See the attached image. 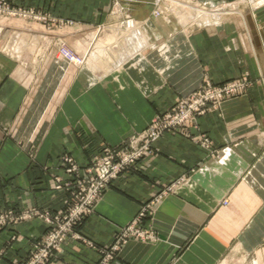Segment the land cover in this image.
Listing matches in <instances>:
<instances>
[{
	"label": "crops",
	"instance_id": "obj_1",
	"mask_svg": "<svg viewBox=\"0 0 264 264\" xmlns=\"http://www.w3.org/2000/svg\"><path fill=\"white\" fill-rule=\"evenodd\" d=\"M237 2H11L51 21L0 17V211L40 214L0 230V264L26 260L50 229L45 215L72 202L57 188V177L72 178L65 155L87 168L206 78L221 85L243 76L254 80L247 94L186 133L165 132L48 264H100L146 205L141 225L155 237L130 238L109 264H264V7ZM131 21L142 41L131 40ZM62 43L85 63L64 59Z\"/></svg>",
	"mask_w": 264,
	"mask_h": 264
},
{
	"label": "built area",
	"instance_id": "obj_2",
	"mask_svg": "<svg viewBox=\"0 0 264 264\" xmlns=\"http://www.w3.org/2000/svg\"><path fill=\"white\" fill-rule=\"evenodd\" d=\"M12 1L0 0V17L9 16L36 21L48 19L34 8L13 7ZM245 1L256 9L264 7V0ZM60 52L62 56L68 57L78 65L85 63L84 57H76L66 45L61 47ZM246 86V80H232L217 85L206 78L199 89L178 100L169 111L157 114L145 130L133 134L119 146H106L87 168H80L73 157L65 155L63 162L67 164L66 172L72 178L65 181L57 177V188L70 192L72 202L64 213L54 216L45 215L50 225L49 231L34 243V249L29 257L18 264H48L69 236L80 237L75 233V229L93 213L96 203L110 184L124 172L133 170L141 159L152 153L153 144L165 132L186 133V126L189 122L196 121L199 116L206 114L210 109L220 108L227 98L243 94ZM202 143L207 148L212 147V142L208 137H204ZM150 209L151 205L144 206L139 215L118 232L113 245L103 250L105 255L100 264H109L115 252L132 237L141 239L155 237L153 231L141 225L144 218L151 213ZM37 214L39 213L17 214L11 210L0 211V230L10 223L25 220Z\"/></svg>",
	"mask_w": 264,
	"mask_h": 264
},
{
	"label": "rangeland",
	"instance_id": "obj_3",
	"mask_svg": "<svg viewBox=\"0 0 264 264\" xmlns=\"http://www.w3.org/2000/svg\"><path fill=\"white\" fill-rule=\"evenodd\" d=\"M234 1H240L241 2V4H239V6H249V7H251L252 9H256L255 7H252L250 4H248V2H246L245 0H234ZM262 8V7H261ZM232 9V8H231ZM259 9V8H258ZM48 19L47 20H45L44 21V23H46V22H50L49 21V14H47V13H43ZM129 20V19H128ZM130 21V20H129ZM130 23V22H129ZM128 24V23H127ZM129 25V24H128ZM129 27H130V25H129ZM130 29H131V27H130ZM63 45H66L70 50H72L74 53H75V56L76 57H78V58H83V56H81L77 51H75L74 49H72L71 47H69L66 43H62L61 45H60V47H59V53L61 54V52H60V50H61V47L63 46ZM64 59H66L68 62H70V63H74L73 61H71L68 57H65V56H62ZM76 64V63H75ZM234 80H242V81H244V80H246V82H247V86H246V91L243 93V94H241V95H237V96H235V97H230V98H227L224 102H226L227 100H229V99H232V98H236V97H239V96H244L245 94H247V92H248V90L253 86V84H254V80L252 79V78H250V77H248V76H243V77H240V78H237V79H234ZM232 81V80H231ZM203 85V84H202ZM201 85V86H202ZM200 86V87H201ZM199 87V88H200ZM198 88V89H199ZM196 91V90H195ZM193 93V92H192ZM191 93V94H192ZM190 95V94H189ZM188 95V96H189ZM185 97H187V96H185ZM184 98V97H183ZM182 99V98H181ZM223 102V103H224ZM97 157V156H96ZM77 164V163H76ZM78 165V164H77ZM79 166V165H78Z\"/></svg>",
	"mask_w": 264,
	"mask_h": 264
},
{
	"label": "bare ground",
	"instance_id": "obj_4",
	"mask_svg": "<svg viewBox=\"0 0 264 264\" xmlns=\"http://www.w3.org/2000/svg\"><path fill=\"white\" fill-rule=\"evenodd\" d=\"M238 3V2H237ZM240 3V2H239ZM235 8H237V6L235 7ZM210 15V14H209ZM206 20H208V19H206ZM130 27H131V40L134 38L135 40L137 39V41L139 40V41H142V36L144 37V35H143V33L141 32V30H139L138 28H137V26H136V23L134 22V21H131L130 22ZM110 37V36H109ZM88 38V37H87ZM146 39V38H145ZM138 41V42H139ZM132 42V41H131ZM130 42V43H131ZM132 44H133V42H132ZM140 44V43H139ZM85 46H87V45H85ZM83 47V46H82ZM84 49H86V48H84ZM100 51H102L100 48H98ZM86 51V50H85ZM103 52V51H102ZM83 53V52H82ZM91 63V62H90ZM89 63V64H90ZM90 66V65H89ZM94 66V65H93ZM91 67V66H90Z\"/></svg>",
	"mask_w": 264,
	"mask_h": 264
}]
</instances>
